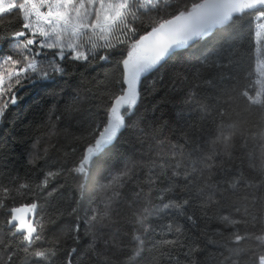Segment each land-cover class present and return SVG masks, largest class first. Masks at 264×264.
I'll return each instance as SVG.
<instances>
[{
  "label": "snow or ice",
  "instance_id": "6c2138e0",
  "mask_svg": "<svg viewBox=\"0 0 264 264\" xmlns=\"http://www.w3.org/2000/svg\"><path fill=\"white\" fill-rule=\"evenodd\" d=\"M4 17H9L5 21L9 24L14 18L18 26L6 31L0 24V123L29 88L63 78L69 66H103L118 56L114 68L119 75L108 79L106 72L105 79L96 82L95 108L88 110L81 125L83 134L66 146L70 151L49 143L43 155L29 159V164H35L49 149L62 151L63 159L43 172L39 182L30 175H13L6 184L0 183V214L4 217L0 221V264H55L61 254L63 264H138L141 259L150 264H264V143L259 166L249 165L256 175L246 176L243 162L232 163L236 125L225 123L235 111H229L233 99L244 105L245 112L261 113L264 122V87L237 81L232 89L219 93L213 105L207 102L212 97L202 96L200 88L215 86L200 69L192 81L178 73L172 81L173 91L183 95L175 107L182 113L194 105L201 113L199 121L189 123L182 134L185 143L169 144L167 152L129 161L107 176L100 169L102 157L124 131L138 130L133 142L139 144L162 131L153 128L145 133L139 121H132L157 84L153 81L146 86L142 76L158 71L176 50L214 30L242 27L246 20L251 22L255 47L264 30V0H198L190 6L186 0H0V20ZM224 59L237 67L238 49L229 46ZM202 67L222 65L212 61ZM226 94L228 100L222 101L220 97ZM66 111L71 114L75 105ZM62 118L55 117L57 121ZM208 122L214 126L208 151L194 148L187 152L189 137L205 132ZM257 136L264 141V130L241 133L240 147ZM166 143L159 141L161 148ZM197 151L201 155L193 158ZM142 168H147V174L140 180ZM94 171L103 176L98 185L103 196L91 214L49 236L50 228L65 215L63 210L55 216L45 212L63 187H51L52 183L60 177H74L80 181L77 187L82 196ZM122 203L130 212L122 211ZM75 204L68 214L78 213L79 200ZM164 216L182 217L192 227H204L196 237L188 235L175 219L162 227L152 223L153 218ZM212 222L219 227L210 229ZM158 228L160 239H156ZM168 235L174 238L167 239ZM84 238L89 242L81 248ZM210 246L216 250L209 251Z\"/></svg>",
  "mask_w": 264,
  "mask_h": 264
},
{
  "label": "trees",
  "instance_id": "16d2710c",
  "mask_svg": "<svg viewBox=\"0 0 264 264\" xmlns=\"http://www.w3.org/2000/svg\"><path fill=\"white\" fill-rule=\"evenodd\" d=\"M186 2L190 6L192 2H198V0H186ZM12 19L13 22L10 24L5 23L9 17L0 20V24L4 25L6 31H12L18 26L15 19ZM251 27V22L246 20L242 27L236 29L214 30L207 37L193 42L186 48L176 50V54L167 58L158 71L151 72L146 78L142 76L146 86L151 85L153 81H157V84L152 95L139 106L132 121H139V128L144 129L145 133H151L153 128L162 129V131L155 139L149 135L143 144L133 142L134 137L139 135L138 130L129 128L124 131L115 146L101 159L100 169L103 170V176H107L109 172L117 171L129 161L146 160L149 154L154 155L157 151L167 152L169 144L185 143L182 134L188 131L189 123L199 121L201 113L194 105L185 107L182 113L175 107L176 102L183 95L182 92L173 91L172 81L178 73L188 76L189 81H192L196 71L200 69L203 77L212 80L215 86L209 88L207 85H201L200 88L202 96L212 97L207 102L213 105L216 104L215 97L219 93L232 89L237 81L240 84L252 83L254 87H258L254 79L255 67L258 55L264 56V38L253 47ZM241 45L242 47H240ZM229 46L238 49L239 63L237 67H231L227 59H224L228 54ZM4 50L6 52L7 47ZM116 59L118 56L113 57L112 63L103 64V66H69L68 75L63 78L58 76L54 81L47 82L43 86L29 88L24 93V99L12 107L6 120L0 123V183L6 184L13 175L20 177L30 175L33 180L39 182L43 172L63 159L62 151L49 149V153L44 159H37L35 164H29V159L43 155V149L48 147L49 143L56 144L57 148L63 151H70V148L66 146L72 142L74 136L83 134L81 125L88 115V110L95 108L96 101L93 100V93L96 91V82L104 80L106 72L108 79L119 75L114 68ZM212 61H218L222 67L209 69L202 67L205 63ZM249 73L251 75L248 80H244L243 77ZM228 77H232V79H228ZM161 79L163 80L162 84L159 83ZM195 83H199V81L196 80ZM177 87L179 88L180 85L178 84ZM261 87H264V80ZM184 88L187 89V84L184 85ZM232 96L235 97V93H232ZM220 99L227 101L228 95H223ZM230 103L229 111L232 109L235 111L225 119V123L236 125L234 129L237 145L234 153L236 158L232 163L233 166H237L243 162L245 175L251 177L256 173L249 165L259 166L261 162L260 147L264 141L257 136L255 139H249L247 146L241 148L240 135L250 131L264 130V122L261 120V113L255 110L251 114L245 112L244 105L238 100L233 99ZM73 104L75 111L69 114L66 109ZM221 106L229 107L228 104ZM50 115L51 120L49 119ZM61 115L63 118L57 121L55 117ZM254 124L257 127H253ZM213 131L214 126L208 122L205 132L189 137L191 143L186 144V151L192 152L194 148H199L204 152L208 151V141L210 133ZM52 133L55 135H51ZM159 141H167V143L161 148ZM34 144L35 148H33ZM200 155L201 152L197 151L193 158ZM139 172V179L143 180L147 174V168H142ZM103 176L94 171L85 182L82 196L77 187L80 181L74 177H60L52 183L51 187L58 185H63V187L51 198L45 207V212L55 216L58 211L63 210L65 215L61 216L50 228L49 236L58 235L63 228L73 224L78 217L83 221L86 214H91V209L103 196V193L98 190ZM177 183L183 186L182 180H178ZM166 186L160 185V187ZM76 200H79L78 213L68 214L71 207L77 206ZM120 208L125 213L130 212L126 204L122 203ZM3 219V215L0 214V221ZM173 219L183 225L185 231L191 236L199 237L201 229L204 227L203 224L199 227H192L182 217L172 216L153 218L152 223L162 227ZM209 227L215 229L219 225L212 222ZM159 231L158 228L156 239H160ZM166 238L173 239L174 237L168 235ZM88 242V238H84L80 247L83 248ZM215 250L214 246L209 247V251L214 252ZM63 259V254L59 255L55 264H63ZM120 259L123 261V257ZM199 259H203V256ZM138 264H150V262L147 259H141ZM161 264H165V262H161Z\"/></svg>",
  "mask_w": 264,
  "mask_h": 264
},
{
  "label": "rangeland",
  "instance_id": "374dc122",
  "mask_svg": "<svg viewBox=\"0 0 264 264\" xmlns=\"http://www.w3.org/2000/svg\"><path fill=\"white\" fill-rule=\"evenodd\" d=\"M264 38V30H261V36L256 38L257 43L261 42ZM258 87H261L263 80H264V56L258 55L256 60V67H255V77H254Z\"/></svg>",
  "mask_w": 264,
  "mask_h": 264
}]
</instances>
